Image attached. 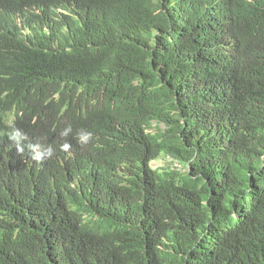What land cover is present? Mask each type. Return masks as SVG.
<instances>
[{
  "label": "trees",
  "instance_id": "16d2710c",
  "mask_svg": "<svg viewBox=\"0 0 264 264\" xmlns=\"http://www.w3.org/2000/svg\"><path fill=\"white\" fill-rule=\"evenodd\" d=\"M0 264H264V0H0Z\"/></svg>",
  "mask_w": 264,
  "mask_h": 264
},
{
  "label": "clouds",
  "instance_id": "9594fccd",
  "mask_svg": "<svg viewBox=\"0 0 264 264\" xmlns=\"http://www.w3.org/2000/svg\"><path fill=\"white\" fill-rule=\"evenodd\" d=\"M225 50L227 51L228 49L225 48ZM201 83H203L206 87H209L211 84L209 83V80L207 83H204L203 81H201ZM147 87L145 88V91ZM148 92V91H147ZM20 116H16L15 113H11L8 117V119L6 120V124H7V128L8 131L13 135V139H15L14 134L18 135V137L15 139V143L16 144H20L23 141V132L22 130L17 126V121L20 119ZM14 133V134H13ZM69 146L68 145H64L63 148L67 149ZM17 150L19 152L23 151V148L20 145H17Z\"/></svg>",
  "mask_w": 264,
  "mask_h": 264
},
{
  "label": "rangeland",
  "instance_id": "374dc122",
  "mask_svg": "<svg viewBox=\"0 0 264 264\" xmlns=\"http://www.w3.org/2000/svg\"><path fill=\"white\" fill-rule=\"evenodd\" d=\"M201 81H203L204 83H207L208 80H205L204 78H201ZM161 127H165L164 125H161ZM157 164L158 165H163V166H172V167H175V168H179L181 169L182 168V165L179 163V161L174 158L173 156L171 155H168L167 157H159L157 160H156Z\"/></svg>",
  "mask_w": 264,
  "mask_h": 264
}]
</instances>
